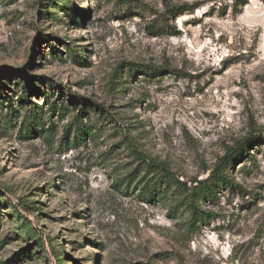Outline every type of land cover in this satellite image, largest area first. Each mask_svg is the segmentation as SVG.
I'll return each mask as SVG.
<instances>
[{
  "label": "rangeland",
  "instance_id": "rangeland-1",
  "mask_svg": "<svg viewBox=\"0 0 264 264\" xmlns=\"http://www.w3.org/2000/svg\"><path fill=\"white\" fill-rule=\"evenodd\" d=\"M0 264H264V0H0Z\"/></svg>",
  "mask_w": 264,
  "mask_h": 264
},
{
  "label": "trees",
  "instance_id": "trees-1",
  "mask_svg": "<svg viewBox=\"0 0 264 264\" xmlns=\"http://www.w3.org/2000/svg\"><path fill=\"white\" fill-rule=\"evenodd\" d=\"M176 13V15H180L181 10H176L173 12V14ZM7 97V95H6ZM22 100V99H21ZM250 143H245L241 149H244L246 146H248ZM230 155V152L226 155L224 158V162H222L221 168L217 170L216 173L212 174L210 176V180L217 179L220 182L226 181L225 176L222 174L223 172V166L227 164L228 156ZM153 166L152 172L155 173L153 176V181L155 183H158L160 186H162V191L160 192L161 198L169 191L172 186L174 187V190L172 194H176V197H180L181 199L177 203V207H184L188 212V227L194 228L197 227L201 222H207L210 219H212L213 213L202 209L199 205V196L203 197H211L214 195V190L211 186V184H203L202 181H196L197 183L189 188L186 185V182L178 179L171 171L168 165H165L163 163H157L152 164ZM228 186L231 187L232 183L228 182L225 183ZM33 227H31V230ZM36 234V232H35ZM51 248L53 252H56L54 250V244L50 242Z\"/></svg>",
  "mask_w": 264,
  "mask_h": 264
}]
</instances>
